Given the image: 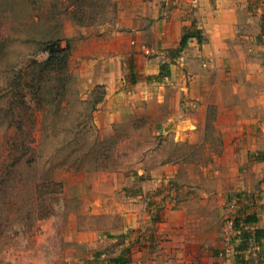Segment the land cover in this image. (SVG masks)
<instances>
[{"label": "rangeland", "instance_id": "1", "mask_svg": "<svg viewBox=\"0 0 264 264\" xmlns=\"http://www.w3.org/2000/svg\"><path fill=\"white\" fill-rule=\"evenodd\" d=\"M177 18L146 0H0V264H76L148 203L138 193L218 163L209 141L175 134L181 49L158 41ZM15 77L18 130L7 125Z\"/></svg>", "mask_w": 264, "mask_h": 264}, {"label": "crops", "instance_id": "2", "mask_svg": "<svg viewBox=\"0 0 264 264\" xmlns=\"http://www.w3.org/2000/svg\"><path fill=\"white\" fill-rule=\"evenodd\" d=\"M146 3L178 17L172 34L163 22L158 41L181 49L174 91L187 100L176 107L175 134L209 141L220 159L195 180L174 176L171 190L164 181L138 193L148 203L96 234L76 264H264V0Z\"/></svg>", "mask_w": 264, "mask_h": 264}, {"label": "trees", "instance_id": "3", "mask_svg": "<svg viewBox=\"0 0 264 264\" xmlns=\"http://www.w3.org/2000/svg\"><path fill=\"white\" fill-rule=\"evenodd\" d=\"M185 39L186 37H183L181 42H180V46L183 47L185 44ZM22 79H19L18 77H15L14 80L10 79V87H11V94H10V101L9 103L11 104V110H10V117L7 119V125H9L10 127H14L16 130L20 129L21 123L22 121L19 118V113H18V108L19 106L24 104V100H25V94H24V87L26 85H23L22 83ZM2 117V115L0 116ZM13 141H16V138H13ZM22 141V140H21ZM21 144H23L21 142ZM10 153L7 154V156H9ZM11 157V155L9 156ZM20 155L17 157V155H13V161L15 162V164L19 163ZM0 158H1V152H0ZM0 163H3L0 159Z\"/></svg>", "mask_w": 264, "mask_h": 264}]
</instances>
